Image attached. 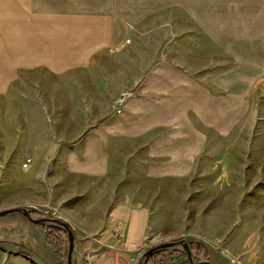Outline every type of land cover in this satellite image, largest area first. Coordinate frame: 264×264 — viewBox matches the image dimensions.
<instances>
[{"label": "crops", "instance_id": "1", "mask_svg": "<svg viewBox=\"0 0 264 264\" xmlns=\"http://www.w3.org/2000/svg\"><path fill=\"white\" fill-rule=\"evenodd\" d=\"M263 77L264 0H0V194L66 221L71 264H141L148 217L121 181L185 179L264 124Z\"/></svg>", "mask_w": 264, "mask_h": 264}, {"label": "rangeland", "instance_id": "2", "mask_svg": "<svg viewBox=\"0 0 264 264\" xmlns=\"http://www.w3.org/2000/svg\"><path fill=\"white\" fill-rule=\"evenodd\" d=\"M238 131L239 140L233 144L231 140L222 154L200 157L196 170L185 179L121 181L128 187L120 191H127L130 200L139 199L147 213L149 233L142 253L165 241L198 239L210 247L209 260L214 264H264V124H243ZM2 184L0 191H7L8 181ZM13 206L8 196L0 194V211ZM18 214L0 217L6 222L10 216L24 217ZM19 235L12 228H0V264L65 263L64 233L65 245L59 252L40 245L16 247L35 244ZM183 253V246L159 250L148 261L157 257L162 264H173L172 258Z\"/></svg>", "mask_w": 264, "mask_h": 264}, {"label": "water", "instance_id": "3", "mask_svg": "<svg viewBox=\"0 0 264 264\" xmlns=\"http://www.w3.org/2000/svg\"><path fill=\"white\" fill-rule=\"evenodd\" d=\"M9 212H16L20 213L24 217H26L30 222L35 224H50L61 227L66 235H67V250H66V259L64 264H71L72 261V252L74 249V234L71 227L68 223L59 218H52V217H38L33 216L29 209L26 207H12L7 210L0 211V216L7 214ZM177 246H183L184 253L186 258L191 264H214L209 259H196L194 258V253L191 251L187 240L185 239H178L175 241H165L159 243L146 251L143 255V259L141 260V264H147V261L151 258L152 255L156 254L159 250L164 249H175Z\"/></svg>", "mask_w": 264, "mask_h": 264}, {"label": "trees", "instance_id": "4", "mask_svg": "<svg viewBox=\"0 0 264 264\" xmlns=\"http://www.w3.org/2000/svg\"><path fill=\"white\" fill-rule=\"evenodd\" d=\"M29 211L33 216L51 217V215H48L46 213H43V212H40L34 209H29ZM43 229L45 231L47 244L51 246L52 248H54L57 252L61 251V249L65 245V242L62 239V234L64 233L66 235L65 231L59 226L50 225V224H43ZM187 242L189 244L191 251L194 253V258L210 259L211 249L206 243L198 239H188ZM62 256H63V259H65L66 253L65 255L63 254ZM154 262H155V259H154ZM156 264H162V263H156Z\"/></svg>", "mask_w": 264, "mask_h": 264}, {"label": "built area", "instance_id": "5", "mask_svg": "<svg viewBox=\"0 0 264 264\" xmlns=\"http://www.w3.org/2000/svg\"><path fill=\"white\" fill-rule=\"evenodd\" d=\"M261 83H262V87L264 90V77H263ZM127 95H128V92H123L121 94V96L117 99V101H116V112H120L122 110L124 102H125V98L127 97ZM263 99H264V96H263ZM31 161H32V158L30 156H25L22 160L21 167L27 168L28 165L31 163Z\"/></svg>", "mask_w": 264, "mask_h": 264}]
</instances>
